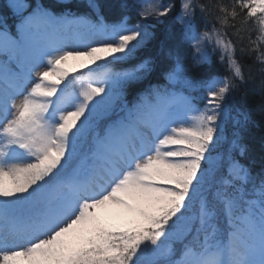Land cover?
<instances>
[{
	"label": "snow or ice",
	"instance_id": "obj_1",
	"mask_svg": "<svg viewBox=\"0 0 264 264\" xmlns=\"http://www.w3.org/2000/svg\"><path fill=\"white\" fill-rule=\"evenodd\" d=\"M6 9L0 264H264V0Z\"/></svg>",
	"mask_w": 264,
	"mask_h": 264
},
{
	"label": "trees",
	"instance_id": "obj_2",
	"mask_svg": "<svg viewBox=\"0 0 264 264\" xmlns=\"http://www.w3.org/2000/svg\"><path fill=\"white\" fill-rule=\"evenodd\" d=\"M7 2H8V0H0V12H4L7 15V23L9 25L12 33L15 34V28L13 26L15 21H14L13 15L11 13V10L6 9ZM35 2H36V0H29V4H35ZM42 2L49 3V2H54V0H42ZM204 2H208V0H204ZM213 2H214V0H213ZM225 2H227V0H225ZM197 18H198V22H200L199 21V13H197ZM144 54H147V51L141 53V55H144ZM205 67L209 68L213 75L222 76L225 74V67L219 63L218 54L214 53L212 55L211 64L207 65ZM72 73L73 72L71 71L70 75ZM77 74L78 73H76V75ZM152 79H153V82H156V80L158 78L153 76ZM74 82L75 81H72L71 83H69V81L67 80V85L68 84L72 85ZM64 83H65V81L62 82V84H64ZM237 95L239 98V94H237ZM127 98L131 99L132 97L128 96ZM259 101H260V97L258 95H255L254 93H250V95L247 99V105L250 108H255L258 105ZM257 119H259V118L257 117ZM262 138H264V125L253 127L250 134H249V142L252 146L253 154L257 160H259V156H260Z\"/></svg>",
	"mask_w": 264,
	"mask_h": 264
},
{
	"label": "rangeland",
	"instance_id": "obj_3",
	"mask_svg": "<svg viewBox=\"0 0 264 264\" xmlns=\"http://www.w3.org/2000/svg\"><path fill=\"white\" fill-rule=\"evenodd\" d=\"M25 2L26 3H28L29 4V0H25ZM0 59H6L5 57H0ZM79 67V64H78V62H76V61H69V64H68V70H69V73L72 71L73 72V70L75 69V68H78ZM93 67H95V66H93ZM84 71H86V70H84ZM79 75V73L77 74V76ZM65 84H67V80H65V83L64 84H62L61 85V87L63 86V85H65ZM69 86H68V91H76V92H79L80 91V89H81V84L80 83H78L77 81H75L72 85H70V84H68Z\"/></svg>",
	"mask_w": 264,
	"mask_h": 264
}]
</instances>
